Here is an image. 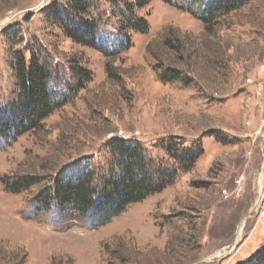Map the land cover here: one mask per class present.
I'll return each mask as SVG.
<instances>
[{
    "label": "rangeland",
    "instance_id": "rangeland-1",
    "mask_svg": "<svg viewBox=\"0 0 264 264\" xmlns=\"http://www.w3.org/2000/svg\"><path fill=\"white\" fill-rule=\"evenodd\" d=\"M88 1L84 19L99 25L98 48L73 41L48 18L66 0H0V117L18 101L17 52L49 61V89L63 103L14 144L0 140V264L245 260L264 246L256 212L264 171L256 135L264 122V0L208 27L199 19L207 0ZM133 15L147 29L125 30ZM73 66L91 79H77ZM173 72L178 80L161 79ZM116 138L140 142L156 167L178 169L160 144L169 139L201 156L106 225L38 201L57 175L76 177L86 163L98 186L111 169L120 173L107 146ZM22 177L36 184L14 193L3 183ZM241 179L243 192L232 194Z\"/></svg>",
    "mask_w": 264,
    "mask_h": 264
},
{
    "label": "trees",
    "instance_id": "trees-1",
    "mask_svg": "<svg viewBox=\"0 0 264 264\" xmlns=\"http://www.w3.org/2000/svg\"><path fill=\"white\" fill-rule=\"evenodd\" d=\"M142 1L135 0L137 5L144 6ZM164 1L169 3V0ZM253 1L255 0H207L199 12V19L208 27ZM91 6L88 0H66L65 5H53L48 18L53 19L73 41L98 48L96 42L99 25L95 20L91 22L84 19L85 15L90 14ZM126 12L132 16L131 9ZM128 18L125 30L147 29L144 19H137L134 15L133 19ZM15 61L18 101L11 113L0 117V140L7 146L14 144L22 135L39 128L63 106L49 89L52 66L48 60H42L33 52L26 59L23 53L17 52ZM72 72L82 82L91 79V73L80 66H73ZM177 75L175 72L164 73L161 79L170 82L178 80ZM160 144L177 161L178 169H191L201 156V150L178 149L175 139L161 141ZM107 146L113 156L112 165H116L120 173L111 169L112 174L103 177L98 186L95 169L86 163L76 177L65 179L61 174L57 175L53 185L38 201L43 205L52 202L62 211L73 209L96 225H106L120 216L128 206L141 203L149 196L163 191L177 177L178 169L156 167L145 147L137 140L116 138ZM3 183L14 193L26 191L36 184L27 177L16 181L3 180ZM237 264H264V246Z\"/></svg>",
    "mask_w": 264,
    "mask_h": 264
},
{
    "label": "built area",
    "instance_id": "built-area-1",
    "mask_svg": "<svg viewBox=\"0 0 264 264\" xmlns=\"http://www.w3.org/2000/svg\"><path fill=\"white\" fill-rule=\"evenodd\" d=\"M248 125H250V123H248ZM256 135L259 136L262 143L264 144V122H263L261 128L257 131ZM263 170H264V168H263ZM242 181H244V179H241L240 185L234 190V192L232 194H235L238 196L241 195V193L244 190V186L242 185ZM225 194H227L228 196H231L230 194L227 193V191L225 192ZM256 212H258L260 217L264 219V171L262 172L260 185H259V198H258V202L256 205Z\"/></svg>",
    "mask_w": 264,
    "mask_h": 264
},
{
    "label": "bare ground",
    "instance_id": "bare-ground-1",
    "mask_svg": "<svg viewBox=\"0 0 264 264\" xmlns=\"http://www.w3.org/2000/svg\"><path fill=\"white\" fill-rule=\"evenodd\" d=\"M240 238H241V231H240V233H239V235H238V241L240 240ZM225 254H226V252H225L224 254L220 255V257H222V256L225 255Z\"/></svg>",
    "mask_w": 264,
    "mask_h": 264
},
{
    "label": "water",
    "instance_id": "water-1",
    "mask_svg": "<svg viewBox=\"0 0 264 264\" xmlns=\"http://www.w3.org/2000/svg\"><path fill=\"white\" fill-rule=\"evenodd\" d=\"M236 245H237V244L235 243V246L233 247V249L236 247Z\"/></svg>",
    "mask_w": 264,
    "mask_h": 264
}]
</instances>
